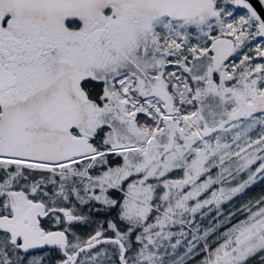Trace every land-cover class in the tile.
<instances>
[{"label": "snow or ice", "instance_id": "1", "mask_svg": "<svg viewBox=\"0 0 264 264\" xmlns=\"http://www.w3.org/2000/svg\"><path fill=\"white\" fill-rule=\"evenodd\" d=\"M258 181L264 0H0V264H264Z\"/></svg>", "mask_w": 264, "mask_h": 264}, {"label": "trees", "instance_id": "2", "mask_svg": "<svg viewBox=\"0 0 264 264\" xmlns=\"http://www.w3.org/2000/svg\"><path fill=\"white\" fill-rule=\"evenodd\" d=\"M260 195H264V183H260L259 181L254 185L252 188H250L247 192V195L243 198V200H247L249 198L255 199L259 197ZM243 201L241 199H236L232 202V206L238 207L240 203ZM230 205H225V211L228 210ZM112 215H110L108 218L110 219ZM96 219H103V217H97Z\"/></svg>", "mask_w": 264, "mask_h": 264}, {"label": "flooded vegetation", "instance_id": "3", "mask_svg": "<svg viewBox=\"0 0 264 264\" xmlns=\"http://www.w3.org/2000/svg\"><path fill=\"white\" fill-rule=\"evenodd\" d=\"M112 215H115V213H113ZM111 218H112V216H111ZM111 218H110V219H111ZM78 231H79V233H80L82 236H85V237H86L87 233H88L89 231H91V229H90L89 227H81L80 229H78Z\"/></svg>", "mask_w": 264, "mask_h": 264}]
</instances>
